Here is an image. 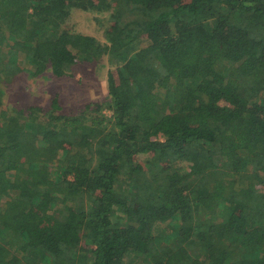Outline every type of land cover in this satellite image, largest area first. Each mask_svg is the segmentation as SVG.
Masks as SVG:
<instances>
[{
	"label": "trees",
	"instance_id": "1",
	"mask_svg": "<svg viewBox=\"0 0 264 264\" xmlns=\"http://www.w3.org/2000/svg\"><path fill=\"white\" fill-rule=\"evenodd\" d=\"M104 56L77 114L4 104ZM0 66V264H264V0H0Z\"/></svg>",
	"mask_w": 264,
	"mask_h": 264
},
{
	"label": "rangeland",
	"instance_id": "2",
	"mask_svg": "<svg viewBox=\"0 0 264 264\" xmlns=\"http://www.w3.org/2000/svg\"><path fill=\"white\" fill-rule=\"evenodd\" d=\"M65 26L70 31L92 35L102 42L110 29L105 14L97 16L82 8L71 12ZM23 68L25 70L7 84L4 104L19 110L29 106L47 108L55 97L61 106L60 112L67 115L77 114L88 104L104 101L108 95L109 71L114 69L108 56L97 62H79L72 67L71 74L62 77H56L47 69L37 72V67L30 63Z\"/></svg>",
	"mask_w": 264,
	"mask_h": 264
}]
</instances>
